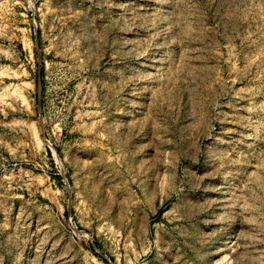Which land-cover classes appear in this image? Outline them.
Masks as SVG:
<instances>
[{
    "label": "rangeland",
    "instance_id": "obj_1",
    "mask_svg": "<svg viewBox=\"0 0 264 264\" xmlns=\"http://www.w3.org/2000/svg\"><path fill=\"white\" fill-rule=\"evenodd\" d=\"M0 264H264V0H0Z\"/></svg>",
    "mask_w": 264,
    "mask_h": 264
},
{
    "label": "bare ground",
    "instance_id": "obj_2",
    "mask_svg": "<svg viewBox=\"0 0 264 264\" xmlns=\"http://www.w3.org/2000/svg\"><path fill=\"white\" fill-rule=\"evenodd\" d=\"M253 246H254V252L256 254L260 255L262 250L259 249V247L256 244H253ZM251 248H252V246H251Z\"/></svg>",
    "mask_w": 264,
    "mask_h": 264
}]
</instances>
